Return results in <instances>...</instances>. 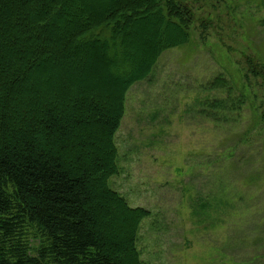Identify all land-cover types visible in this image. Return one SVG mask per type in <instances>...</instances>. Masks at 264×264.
Masks as SVG:
<instances>
[{"label": "trees", "instance_id": "16d2710c", "mask_svg": "<svg viewBox=\"0 0 264 264\" xmlns=\"http://www.w3.org/2000/svg\"><path fill=\"white\" fill-rule=\"evenodd\" d=\"M192 22L182 0H0V264H143L150 213L109 185L114 135L128 88Z\"/></svg>", "mask_w": 264, "mask_h": 264}, {"label": "rangeland", "instance_id": "374dc122", "mask_svg": "<svg viewBox=\"0 0 264 264\" xmlns=\"http://www.w3.org/2000/svg\"><path fill=\"white\" fill-rule=\"evenodd\" d=\"M182 1L190 39L128 88L109 185L150 213L143 264H264V0Z\"/></svg>", "mask_w": 264, "mask_h": 264}]
</instances>
